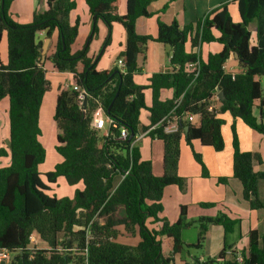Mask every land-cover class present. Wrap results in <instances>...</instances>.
<instances>
[{"label":"trees","instance_id":"1","mask_svg":"<svg viewBox=\"0 0 264 264\" xmlns=\"http://www.w3.org/2000/svg\"><path fill=\"white\" fill-rule=\"evenodd\" d=\"M12 1L0 0V41L6 33L8 43L7 63L0 59V100L9 99V140L0 145V162L9 157L7 164L0 165V250L13 253L9 264H176V255L187 246H203L210 224L222 225L226 234L234 231L239 219L220 212L189 220L186 206L181 207L178 220L171 223L163 215V197L170 185L182 192L188 189V178L178 170L183 139L191 146L194 140H200L217 151L224 149V113L235 120L241 118L264 136V0H233L238 3L239 22L233 20L228 3L194 25L181 27L176 21L159 20L155 36L141 35L136 30L137 19L151 15L153 0H126L123 14V0H84L94 20L93 30L85 46L76 51L73 45L79 25L70 21L76 0H45L48 8L35 11L28 24L11 17ZM99 20L106 24L109 35L100 55L93 57L88 52ZM253 21L257 22L256 39L250 29ZM114 23L121 24L126 32L119 54L124 66L99 70L97 61L111 41ZM55 30L59 38L52 63L60 72H71L75 84L57 94L53 118L59 129L55 148L61 160L42 173L39 165L45 161L46 149L41 140L40 115L50 82L41 63L43 40L37 39V33L46 31L51 36ZM150 40L169 47L174 68L152 74L150 84L144 85L135 81V74L140 70L138 56ZM215 41L223 45L222 50L203 58L202 45ZM230 59L238 60L243 70L226 71ZM189 63L199 66L190 70ZM148 87L152 89L151 106L145 100ZM165 88H173L174 95L162 100L161 90ZM219 90L224 98L218 99V107H212ZM81 92L87 94L86 108L79 98ZM181 95L183 99L175 111L180 116L179 128L167 132L161 119ZM99 107L113 121L103 132L93 125ZM144 108L149 111L148 126L141 125ZM255 108L260 109V116ZM190 111L197 114V123L185 118ZM235 120L231 126L233 176L242 182L244 198L251 208L258 209L263 206L258 181L264 180V169L255 171L253 164L262 162L261 155L241 149ZM123 127L128 136L121 139ZM150 127L148 135L164 145L160 175L154 173L151 160L142 159L140 147L134 143L136 135ZM193 153L207 176L201 154ZM117 176L122 179L115 185ZM60 177L70 186H82L76 187L71 197L50 194ZM219 181L226 182L227 177ZM195 222L199 223L198 240L186 244L182 232ZM32 233L46 241L49 248L32 245ZM135 234L139 236L136 245L117 240L120 235ZM164 238L171 241L168 250ZM227 248L199 264H264V233L249 232V246L241 260L236 253H227Z\"/></svg>","mask_w":264,"mask_h":264},{"label":"crops","instance_id":"2","mask_svg":"<svg viewBox=\"0 0 264 264\" xmlns=\"http://www.w3.org/2000/svg\"><path fill=\"white\" fill-rule=\"evenodd\" d=\"M42 1V2H41ZM37 0H13L10 7L11 17L20 24H28L33 21L35 11L43 12L48 6L45 0H40L37 9ZM77 7L70 13V21L72 24L78 23L79 34L73 45V50L82 49L93 30V17L89 12L88 6L84 0H76ZM223 3H228L229 11L235 22L241 21L239 7L237 1L233 0H153L149 6L150 16L139 17L136 21V30L141 35L157 34L158 21L161 20L166 23L176 21L179 26L194 25L200 19L204 18L210 11L221 6ZM41 5L43 6L41 8ZM120 12H126V1L123 0ZM250 24L253 37L256 39L257 23ZM98 32L95 34L89 46L88 54L96 57L103 44V41L108 33V28L104 22L99 20L97 22ZM50 38V45L41 53V63H44L47 78L48 73H51V82L53 80H64L63 84L58 85V91L68 85L75 84L74 75L71 72H60L52 63L51 57L55 51L56 44L59 38L58 31H53L51 36L46 34V31H39L37 39L43 40ZM126 40V32L124 27L119 23H114L112 27L111 41L107 45L105 52L97 61V69H111L113 67H121L119 64V54L124 48ZM223 45L219 42H210L203 44L201 47V55L206 58L209 53L221 51ZM188 50H191L188 46ZM194 51H196L194 49ZM170 49L164 43L150 40L147 43L144 52L138 56V64L140 66L139 72L135 74V81L139 84L149 85L152 74L166 70H173L174 66L170 62ZM0 59L1 62L6 64L8 60V43L6 33L0 41ZM81 69V65H79ZM225 69L228 72L236 73L241 72L243 67L236 59H230L225 64ZM62 78V79H60ZM264 83V82H263ZM48 92V91H47ZM47 94V93H46ZM45 94V96H46ZM58 94V92H57ZM56 94V97H57ZM174 95L173 88H165L161 90V99L166 100L172 98ZM45 98V97H44ZM146 105L152 104V89L150 87L145 89ZM44 102V100H43ZM52 102V100H51ZM43 104V103H42ZM219 102L215 106H219ZM53 105H56V98L54 96ZM9 99L4 98L0 100V126L5 124L8 129L9 140ZM260 109L255 108V113L260 116ZM101 114L102 112L99 111ZM222 117L225 119V124L222 127L225 147L221 151L215 150L211 146H205L200 140H194L192 146L189 145L184 139L181 141V155L178 164L179 174L188 178L189 184L186 192H182L176 185H170L165 188L163 204V215L171 222L174 223L178 220L181 207H187V216L189 220H196L197 217L202 216H216L218 213L223 212L230 217L239 219L240 222L237 228L226 234L224 227L219 224H210L205 234V239L200 257L192 256V264H199L210 258H215L221 250L228 246L227 253L234 252L238 257H242V253L247 251L249 246V232L257 230L261 234L264 233V180L258 181V191L263 206L258 209H253L248 200L243 195L242 182L233 176V134L232 124L234 118L229 113H224ZM264 122V115H263ZM141 125H150V117L148 109L144 108L140 114ZM236 128L239 135L240 146L244 151H251L261 155L262 162L255 161L253 164L255 171H262L264 169V136L248 126L241 118L236 120ZM56 123V122H55ZM193 123H197L195 120ZM57 126V125H56ZM58 128V127H57ZM108 125L101 129L106 131ZM149 129V128H148ZM59 132L57 129L56 133ZM0 134V145L3 144L1 140L5 137ZM57 135V134H56ZM8 140L6 143H8ZM136 145L140 147L141 157L144 160H151L153 171L155 174L160 175L163 172V157L164 145L159 139H152L148 134L140 138ZM156 148V149H155ZM193 151L201 154L203 161L208 169V175L204 176L201 164L195 159ZM7 163L9 157H7ZM6 163V164H7ZM2 164V163H0ZM227 177L226 182L219 181V178ZM122 176L115 178V185H118ZM79 184L74 186L81 187ZM202 203H214V206H205ZM195 237L198 239L199 229H195ZM185 230L182 232L183 240L186 244H195L194 242L187 243L185 240ZM120 242L129 243L132 241L137 244L139 236L135 234L133 238L119 236ZM166 250L170 248L171 241L164 238ZM32 245L40 248H49V244L39 238L35 233V241ZM13 253H10V257ZM190 256L185 257L183 251L176 255V264H183L189 260ZM189 262V261H188ZM0 264H9V260H2Z\"/></svg>","mask_w":264,"mask_h":264},{"label":"rangeland","instance_id":"3","mask_svg":"<svg viewBox=\"0 0 264 264\" xmlns=\"http://www.w3.org/2000/svg\"><path fill=\"white\" fill-rule=\"evenodd\" d=\"M126 1V0H125ZM42 2V1H41ZM40 3L37 2V9L40 10V6H38V4ZM43 6L41 5V8ZM252 23H257L256 21H253ZM254 24V25H255ZM106 26V24H105ZM107 27V26H106ZM108 28V27H107ZM109 34L107 33L105 39L107 38ZM104 39V40H105ZM104 43V41H103ZM91 45V43H90ZM103 45V44H102ZM102 48V47H101ZM101 53V49L99 50L98 52V56L100 55ZM53 75L51 73H48V80L51 82V77ZM62 79V78H60ZM53 84L50 83L49 84V89H48V92L44 98V102L41 106V115H40V125H41V128H42V131H43V134H42V137H41V140H42V143L44 144L45 146V149H46V158H45V161L39 165V170L40 172L42 173H46L50 170H52L54 168V166L60 162L61 160V155L60 153L57 151V149L55 148V145H56V131H57V126H56V123L54 121V112H55V106L53 105V99H54V96L56 98V94L58 91V85L60 83H64L66 81L64 80H53ZM264 82V76H262V83ZM70 87H73L72 85ZM64 88H69V87H65L64 85ZM52 100V102H51ZM104 130H102L103 132ZM3 134L2 136L5 137L3 140H1V142L3 144H5L8 140V129L6 128V125L3 124L0 126V134ZM102 134V133H101ZM156 149V148H155ZM7 160L8 158H3L1 160L0 165H5L7 163ZM74 186H70L68 185V183L66 182V180L64 179V177H60L59 180H58V183L53 185V189L49 191L50 194H55L57 195L58 197H64V196H73L74 194ZM198 219V217H197ZM196 219V220H197ZM198 228L199 229V223L198 222H195L193 223L190 227L188 228H185L184 232H185V240L187 243L189 242H194L196 243L198 239H196L195 237V229ZM120 236H124V235H120ZM124 237H129V238H133V236H124ZM117 240H120V239H117ZM124 242V241H123ZM129 245H136L135 243H133L132 241H130L129 243H127ZM183 253H185V257H189V263L192 264V259H191V255L192 256H197V257H200V255L202 254V249L201 248H198L196 246H187L184 250H183ZM189 253L191 255H189Z\"/></svg>","mask_w":264,"mask_h":264},{"label":"built area","instance_id":"4","mask_svg":"<svg viewBox=\"0 0 264 264\" xmlns=\"http://www.w3.org/2000/svg\"><path fill=\"white\" fill-rule=\"evenodd\" d=\"M118 62H119V64H121V66H124V62H123L122 59H119ZM197 65L199 66V63H189L188 64V68L190 70H194V69H196ZM263 86H264V83H263ZM67 87H68V85H67ZM84 97H85L84 96V92H81L79 94V98L81 100V103L83 102ZM219 98H220L219 94H216L215 99H214L215 103L218 101ZM182 99H183V95H181L180 97H177L175 99V102H174L175 104H174L173 109L161 119V122L166 124L165 125V130L167 132H175L179 128L178 120H179L180 116L177 115L175 111L178 108V106L180 105ZM215 103L213 104L212 107H216ZM99 111H101L102 113L100 114ZM185 118L188 121H190V122H194L196 120V118H197V114H195L194 112L190 111L187 115H185ZM109 123H113V121L109 120L108 118H106L105 115H104L103 109L101 107H99L97 112H96V115L94 117V120H93L94 127L97 128V129H103ZM151 128L152 127L147 129L146 131H142L139 134H137L134 143L137 142L140 138H142L145 134H148V132H149V130ZM127 136H128V130L125 127H123L122 130H121L120 138L124 139ZM30 240H31L32 243L35 241V233H32L30 235ZM10 259H11L10 252L8 250H0V261H2V260H10ZM238 259L241 260L242 257H238Z\"/></svg>","mask_w":264,"mask_h":264},{"label":"water","instance_id":"5","mask_svg":"<svg viewBox=\"0 0 264 264\" xmlns=\"http://www.w3.org/2000/svg\"><path fill=\"white\" fill-rule=\"evenodd\" d=\"M49 42H50V38H49V37L45 38L44 44H43V46H42V48H41V53H44V51L49 47V45H50ZM84 96H85V97H84V100H83V102H82V105H83L84 108H86V105H87V94L84 93ZM219 97H220L221 99L224 98L223 91H221V90H219ZM186 129H188V127H187ZM132 135H133V133H132ZM21 252H22V251H21Z\"/></svg>","mask_w":264,"mask_h":264}]
</instances>
